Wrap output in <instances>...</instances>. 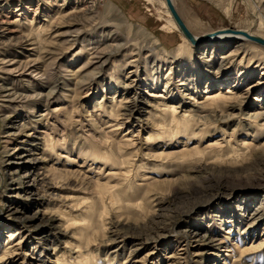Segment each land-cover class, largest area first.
Returning a JSON list of instances; mask_svg holds the SVG:
<instances>
[{"label": "rangeland", "instance_id": "1", "mask_svg": "<svg viewBox=\"0 0 264 264\" xmlns=\"http://www.w3.org/2000/svg\"><path fill=\"white\" fill-rule=\"evenodd\" d=\"M160 1L0 0V264H264V48Z\"/></svg>", "mask_w": 264, "mask_h": 264}, {"label": "bare ground", "instance_id": "2", "mask_svg": "<svg viewBox=\"0 0 264 264\" xmlns=\"http://www.w3.org/2000/svg\"><path fill=\"white\" fill-rule=\"evenodd\" d=\"M145 1H147L148 3H150V4H152L153 3V0H145ZM161 2V5L166 9V14H167V16L169 17V19H168V23L176 30V31H178V29H177V27H176V24L174 23V21H173V19H172V17H171V15H170V13H169V11H168V9H167V7H166V3H165V0H161L160 1ZM171 2H172V4H173V6H174V8H175V5H174V3H173V0H171ZM176 9V8H175ZM178 13V12H177ZM179 15V14H178ZM181 18V17H180ZM182 19V18H181ZM183 21V20H182ZM257 30L259 31V30H262V31H264V24H263V21L261 20L258 24H257ZM236 32L235 33H237V35L236 34H225V35H219V36H217V37H215V38H213L212 40H219V41H237V42H252V43H254L253 41H250V40H248V39H246L245 38V36H243V34L242 33H245V34H247V35H250L251 37H256V38H259V39H261L262 41H264V34H258V35H253L252 33H250V32H247V31H238V30H235ZM260 32V31H259ZM264 33V32H263ZM182 35V34H181ZM204 36V35H203ZM196 38H198L197 36H195ZM202 37V36H201ZM201 37L199 38V39H201ZM182 39H183V44H187V45H189V44H191V43H189L188 42V40L182 35ZM33 43V42H32ZM204 43V42H203ZM254 44H256V43H254ZM193 45V44H192ZM256 45H258V44H256ZM195 46V45H194ZM258 46H260V45H258ZM260 47H262V48H264L263 46H260ZM180 52V50L178 51V53ZM215 99H217V98H215ZM172 118H173V116H172ZM185 118V117H184ZM183 117H182V119H184ZM185 119H187V118H185ZM179 120V119H178ZM185 121V120H184ZM187 121V120H186ZM185 123H182V122H176V126H177V128L179 129V127H182L183 128V130L184 131H187L186 130V127H187V125H185L184 127L183 126H181V125H184ZM190 128V127H189ZM48 145H50V146H53V144H52V142H49L48 143ZM49 146V147H50ZM48 147V148H49ZM108 197H109V195H108ZM110 198V200H111V196L109 197ZM113 199V198H112ZM109 200V199H108ZM110 202V201H109ZM102 203V202H101ZM111 203V202H110ZM103 208V207H102ZM105 208V207H104ZM94 212V211H93ZM104 212V211H103ZM91 215H94V213H91ZM91 220V219H90ZM84 221V220H83ZM86 222V221H85ZM88 222V221H87ZM92 222V221H91ZM91 222H88V223H85V224H83V226L85 225V228H84V230H85V232L84 233H86L87 232V230L86 229H92V227H90V223ZM86 224H88V225H86ZM92 224V223H91ZM94 224V223H93ZM82 230V229H81ZM80 230V231H81ZM88 234V233H87ZM83 236V235H82ZM81 237V236H80ZM83 239V238H82ZM88 240H89V238H88ZM84 241H86V240H84ZM8 249H9V247H8ZM74 253H76V252H74ZM1 259V258H0ZM99 261L96 259V258H93V257H87V258H82V259H79V258H77V260H75V264H99L98 263Z\"/></svg>", "mask_w": 264, "mask_h": 264}, {"label": "water", "instance_id": "3", "mask_svg": "<svg viewBox=\"0 0 264 264\" xmlns=\"http://www.w3.org/2000/svg\"><path fill=\"white\" fill-rule=\"evenodd\" d=\"M165 3H166V7H167L174 23L176 24L178 30L188 40V42L191 43V45L193 44V45L197 46L200 43L207 42V41H209V40H211V39H213L219 35H225V34H236L237 35V33H235L236 31L226 29V30L215 31L212 33L205 34L204 36L201 37V39L196 38L189 31L188 27L185 25V23L182 21V19L178 15V13H177L176 9L174 8L171 0H165ZM242 34H243V36H245L246 39L253 41L254 43L264 47V41H262L261 39L256 38V37H251L250 35H247L245 33H242Z\"/></svg>", "mask_w": 264, "mask_h": 264}]
</instances>
